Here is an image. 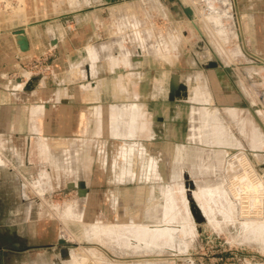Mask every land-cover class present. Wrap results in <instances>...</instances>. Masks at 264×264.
<instances>
[{
    "label": "crops",
    "instance_id": "0c3cea01",
    "mask_svg": "<svg viewBox=\"0 0 264 264\" xmlns=\"http://www.w3.org/2000/svg\"><path fill=\"white\" fill-rule=\"evenodd\" d=\"M236 2L247 49L264 58V0ZM194 4H186L193 12L189 18L179 0L97 3L32 26L23 34L27 41L24 50L16 37L0 36V72L5 88L1 106L7 119L6 125H1L3 130L0 128V149L10 156L11 161L7 158L5 163L19 167L16 174L9 172L0 181H93L100 175L95 151L101 134L118 142L119 156L113 163H105L107 176L113 181L168 180L164 174H174L178 169L173 167L184 165L180 162L182 151L196 171L203 165L201 168L212 173L219 163L227 162L226 149H242L237 137H222L227 129L221 111L212 106L220 101L208 88L230 63L203 27L200 18L207 15L196 12V5L204 3ZM225 18L222 15L213 20L226 22ZM48 26L53 29L51 34ZM213 53L220 56L215 66L206 69L202 65ZM41 55L50 56L45 73L32 76L28 72L23 81L8 78L11 68ZM172 73L185 84L186 96L170 98ZM27 83L30 88L24 89ZM225 111L235 116L234 108ZM241 119L242 128L247 119ZM210 125L214 128L208 129ZM213 130L219 132V139H206L204 132ZM53 139L62 141L55 143ZM169 150L173 151L171 157L165 156ZM203 150L213 164L197 159L201 153L204 156ZM151 151L157 152L151 155ZM3 163L0 155V165ZM37 166L41 167L38 172ZM184 176L188 178L187 173ZM158 187L167 189L161 184ZM32 207L31 201L25 203L27 216ZM7 222L20 235L22 219L11 217ZM15 246L11 241L1 243L0 257H4L5 247L15 253Z\"/></svg>",
    "mask_w": 264,
    "mask_h": 264
},
{
    "label": "rangeland",
    "instance_id": "374dc122",
    "mask_svg": "<svg viewBox=\"0 0 264 264\" xmlns=\"http://www.w3.org/2000/svg\"><path fill=\"white\" fill-rule=\"evenodd\" d=\"M58 1L61 0H20L18 5H0V36L7 34L17 41L34 25L44 24L63 13L107 3L106 0H64L63 4H54ZM179 1L184 6L192 3ZM198 1L204 3L196 5L197 13L207 15L200 19L211 43L220 52H226L230 63L218 72L219 78L209 84L208 88L220 101L212 106L221 111L224 129H227L222 137H237L243 148L226 149L227 162L212 173L206 172L202 165L196 171L190 164L191 158L182 151L180 162L184 165L173 167L178 169L174 174H164L168 180L113 181L108 178L105 165L119 156L118 142L101 134L99 149L95 151L101 164L100 175L93 181H82L84 193L81 195L77 190L78 181L20 182L15 178L0 181V244L9 241L16 244L15 253L5 247L7 255L0 257V264H264V67L240 52V39L246 48L248 41L243 30L240 36L230 6L219 0H194ZM220 15L227 21H214L220 19ZM16 29L23 30L21 36L15 34ZM47 32L51 34L53 29L48 26ZM209 56V61H216L220 54ZM48 57L30 58L18 68H11L7 76L23 81L28 72L32 76L42 75L46 72ZM38 60L43 62L31 67ZM209 61L202 66L209 69ZM1 76L0 72V128L7 120L1 106V95L5 91ZM203 87L200 84V88ZM23 88H30L29 83ZM227 108L235 109L234 117L225 111ZM241 118L247 119L243 120L242 128ZM203 135L212 140L220 137L216 130L205 131ZM53 141L58 143L62 139ZM156 152L151 151V155ZM172 153L165 151V156L171 157ZM207 153L197 159H208V163L213 164ZM0 155L4 159L0 178L9 172L16 174L19 167L5 163V159H10L7 150L0 149ZM243 157L248 163L241 162ZM39 168L37 166L36 172ZM238 174L241 178L251 176L248 178L251 183L256 181V187L252 188L248 178L237 180L240 187L235 182L238 188L245 189L232 185L231 179ZM159 184L167 189L162 190ZM230 185L244 195H237L239 199L232 196ZM218 188H222L223 195ZM28 201L34 208L27 216L24 205ZM11 217L22 219L20 235L16 234L15 226L7 222ZM63 248L66 251L62 252Z\"/></svg>",
    "mask_w": 264,
    "mask_h": 264
},
{
    "label": "water",
    "instance_id": "95a60500",
    "mask_svg": "<svg viewBox=\"0 0 264 264\" xmlns=\"http://www.w3.org/2000/svg\"><path fill=\"white\" fill-rule=\"evenodd\" d=\"M116 1H120V0H106L107 3H113V2H116ZM235 10H236V13H237V19L239 18V8H238V5H237V2H235ZM183 12L185 13V15L189 18H192L193 17V12H192V9L189 5H185L183 7ZM15 34L16 35H19L21 36L23 30L22 29H16L14 30ZM242 36V35H240ZM17 43L19 45V48L21 50H24L27 48V41L25 40L24 37H20L17 39ZM244 52L246 53V55L252 60V61H255L256 64H259V65H262L264 67V58L263 57H260L254 53H252L251 51H249L244 43L243 45L241 44ZM209 65L210 66H215L216 63L214 61H209ZM170 83H169V88H170V91H169V96L170 98L174 97V96H186V86L184 83L180 82L179 81V77L176 73H172L171 74V77H170ZM28 84V83H27ZM83 185L84 183L82 181H78V185H77V190H78V193L81 195L84 193V189H83ZM59 242L62 243L63 240L62 239H59ZM62 252L66 251V248H63L61 250Z\"/></svg>",
    "mask_w": 264,
    "mask_h": 264
},
{
    "label": "bare ground",
    "instance_id": "6f19581e",
    "mask_svg": "<svg viewBox=\"0 0 264 264\" xmlns=\"http://www.w3.org/2000/svg\"><path fill=\"white\" fill-rule=\"evenodd\" d=\"M189 1H192L191 4H194V3H195L194 0H189ZM219 1H221V2L226 1L227 5H230V7H231V11L233 10L234 13L237 15L236 10H235V2H236V0H219ZM195 4H196V3H195ZM215 10H216V9H215ZM218 10H219V9H218ZM196 12H197V11H196ZM199 12H200V11H199ZM221 12H222V11H221ZM216 13H217V12H216ZM217 14H218V13H217ZM204 15H205V14H204ZM236 15H235V16H236ZM232 16H233V15H232ZM202 17H204L203 14H202ZM236 17H237V16H236ZM236 17H234V20H237V22H238V28L241 29V30H240V35H241V33H242L241 23L239 22V18L237 19ZM235 22H236V21H235ZM243 39H244V38H243ZM240 43L243 45L242 38L240 39ZM244 43H245V42H244ZM243 52H244V50H243ZM243 54L246 55L245 52H244ZM186 89H187V88H186ZM189 91H190V90H189ZM186 94H187V91H186ZM261 137H262V136H261ZM260 139H261V138H260ZM262 139H263V138H262ZM260 141H261V140H260ZM259 145H262V144L260 143ZM200 153H201V152H200ZM234 153H235V152H234ZM234 153H233V154H234ZM237 153H239V151L236 152V155H235V156H237ZM201 154H202V153H201ZM201 154H200V155H201ZM233 154H232V155H233ZM242 154H243V153H242ZM200 155H199V156H200ZM219 155H220V154H219ZM202 156H203V154H202ZM221 156H222V155H221ZM221 156H220V157H221ZM235 156H234V158H235ZM242 156H243V155H242ZM244 156H245V155H244ZM200 157H201V156H200ZM238 157H239V156H238ZM198 158H199V157H198ZM202 158H203V157H202ZM221 158H222V157H221ZM239 158H240V157H239ZM239 158H238V160H239ZM199 159H201V158H199ZM219 160H221V159L219 158ZM219 160H218V161H219ZM238 160H237V161H238ZM248 160H249V159H248ZM219 162H221V161H219ZM219 162H217V163H219ZM230 162H231V161H230ZM230 162H228V163H230ZM239 162H240V161H239ZM241 162H243V164L246 163V162H247L246 158L243 157L242 160H241ZM215 163H216V160H215ZM247 163H248V162H247ZM219 164H221V163H219ZM216 165H217V164H216ZM216 165H215V166H216ZM202 166H203V165H202ZM205 166H206V165H205ZM205 166H204V167H205ZM233 166H234V165H233ZM237 166H238V165H237ZM244 167H246V165H245ZM250 168H251V167H250ZM250 168H249V169H250ZM244 171H245V170H244ZM244 171H242V174H243ZM253 172H254V171H253ZM244 174H245V173H244ZM246 174H247V173H246ZM250 174H251V173H250ZM240 175H241V174H240ZM248 175H249V173H248ZM241 176H242V175H241ZM243 176H244V175H243ZM245 176H247V175H245ZM234 177H235V175H234ZM237 177H240L239 174H238V176L236 175V178H235V179L233 178L234 180L231 179V180H232V182H231L232 185H233V184H234V185L238 184L240 181L237 183V180H240V179L242 180V178H243V177H242V178L240 177V178L237 179ZM248 177H249V176H248ZM248 177H247V178H248ZM229 178H230V177H229ZM247 178H243V179H247ZM249 178H251V176H250ZM249 178H248V180H250ZM255 178H257V177H255ZM255 178H254V181H255ZM257 179H258V178H257ZM257 179H256V180H257ZM229 180H230V179H229ZM227 181H228V180H227ZM233 181H234V183H233ZM243 181H244V180H243ZM257 181H258V180H257ZM228 182H230V181H228ZM228 182H227V183H228ZM235 182H236V184H235ZM241 182H242V181H241ZM249 182H250L252 188L256 187V185H257L256 181H255L256 184H255L254 182L251 183V180H250ZM243 183H246V182H243ZM243 183H241V184L243 185ZM228 184H229V183H228ZM239 184H240V183H239ZM239 184H238V186H239ZM247 184H248V183H247ZM252 184H253V185H252ZM218 185H219V184H218ZM218 185H216V186H218ZM232 185H230V186H231V190L233 191V192H232V196L235 197V196H237V195H240V196L242 197V196L244 195V194H242V193H244V192H241V191L238 190V189H241V188H244V187L241 185L242 187H241V188H238L237 185H236V187L238 188V189H236V187H235V186H232ZM248 185H249V184H248ZM219 186L221 187V185H219ZM227 187H228V186H227ZM232 187H233V188H232ZM234 187H235V188H234ZM239 187H240V186H239ZM216 188H217V187H216ZM222 188H223V187H222ZM222 188H220V189H222ZM228 188H230V187H228ZM245 188H246V187H245ZM245 188H244V189H245ZM249 188H250V187H249ZM252 188H250V189H252ZM218 189H219V188H218ZM218 189H217V190H218ZM220 189H219V190H220ZM250 189H249V190H250ZM215 190H216V189H215ZM231 190H229V191H231ZM237 190H238V192H240V193H238ZM242 190H243V189H242ZM253 190H254V189H253ZM210 191H211V193H212V191H214V190H210ZM244 191H245V190H244ZM214 192L217 193L218 191H217V192L214 191ZM247 192H248V191H247ZM220 193L223 195V193L221 192V190H220ZM248 193H249V192H248ZM245 194H246V192H245ZM252 194H253V193H252ZM225 195H226V192H225ZM227 195H228V194H227ZM232 196H231V197H232ZM246 196H247V195H245V197H246ZM250 196H251V195H250ZM238 197H239V196H237V198H238ZM186 198H187V197H186ZM238 199H239V198H238ZM238 199H237V200H238ZM234 200H235V199H234ZM187 201H188V199H187ZM184 202H185V199H184ZM236 202H237V201H236ZM241 202H242V201H241ZM194 205H195V204H194ZM191 207H192V206H191ZM196 207H197V206H196ZM189 208H190V207H189ZM244 208H245V206H244ZM191 209H192V208H191ZM194 209H195V207H194ZM200 209H201V207H200ZM201 211H202V210H201ZM63 215H64V214H63ZM196 215H197V214H196ZM245 215H246V214H245ZM59 216H61V215H59ZM93 226H94V225H93ZM95 226H97V225H95ZM104 227H105V226H104ZM106 227H109V226H106ZM153 234H154V233H153ZM65 238H66V237H65ZM186 261H188V260H186Z\"/></svg>",
    "mask_w": 264,
    "mask_h": 264
},
{
    "label": "built area",
    "instance_id": "2783aa9c",
    "mask_svg": "<svg viewBox=\"0 0 264 264\" xmlns=\"http://www.w3.org/2000/svg\"><path fill=\"white\" fill-rule=\"evenodd\" d=\"M20 3H21L20 0H0V5H2V6L11 5V4L18 5ZM42 62H43V60H41V61L38 60L37 63L31 65V67H36V66H38Z\"/></svg>",
    "mask_w": 264,
    "mask_h": 264
}]
</instances>
